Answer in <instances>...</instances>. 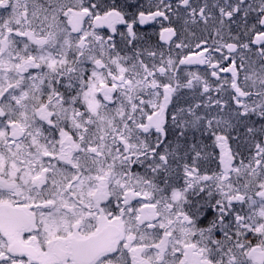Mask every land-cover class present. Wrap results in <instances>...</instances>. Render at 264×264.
Listing matches in <instances>:
<instances>
[{
  "label": "snow or ice",
  "instance_id": "1",
  "mask_svg": "<svg viewBox=\"0 0 264 264\" xmlns=\"http://www.w3.org/2000/svg\"><path fill=\"white\" fill-rule=\"evenodd\" d=\"M0 264H264V0H0Z\"/></svg>",
  "mask_w": 264,
  "mask_h": 264
}]
</instances>
